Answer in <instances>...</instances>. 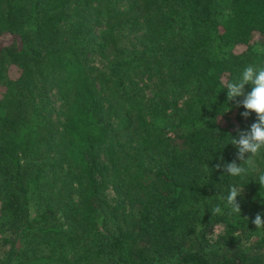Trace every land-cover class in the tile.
I'll return each mask as SVG.
<instances>
[{"label": "trees", "instance_id": "obj_1", "mask_svg": "<svg viewBox=\"0 0 264 264\" xmlns=\"http://www.w3.org/2000/svg\"><path fill=\"white\" fill-rule=\"evenodd\" d=\"M118 1L0 0V264H264V156L223 170L257 122L228 130L225 87L264 66V0Z\"/></svg>", "mask_w": 264, "mask_h": 264}, {"label": "clouds", "instance_id": "obj_2", "mask_svg": "<svg viewBox=\"0 0 264 264\" xmlns=\"http://www.w3.org/2000/svg\"><path fill=\"white\" fill-rule=\"evenodd\" d=\"M252 85V90L245 93V86ZM227 99L234 101L237 107L241 105L246 109L241 115L247 118L251 113H255L257 122L250 126V130L239 131L238 138H232L231 144L238 149L237 158L242 161L238 165L235 161L223 165L225 173L231 176H246L248 172L257 171L255 158L264 156V66H256L249 64L242 71L240 77L236 80L227 82ZM239 97H243L239 100ZM248 158L245 159V155ZM217 165V168H220ZM257 181L261 186H264V172H260L257 176ZM243 188H238L233 185L229 189V194L226 197V207L230 209L231 213L241 214V208L237 201V197L242 194ZM213 214H220L221 207L217 205L211 209ZM257 228H264V220L261 215L257 214L252 221Z\"/></svg>", "mask_w": 264, "mask_h": 264}, {"label": "rangeland", "instance_id": "obj_3", "mask_svg": "<svg viewBox=\"0 0 264 264\" xmlns=\"http://www.w3.org/2000/svg\"><path fill=\"white\" fill-rule=\"evenodd\" d=\"M117 6L119 8L124 9V0H119L117 3ZM117 36L119 39V45L127 50V51H132V50H140L141 46L139 43V36L140 34H128V32L124 29L122 30H117ZM4 40H7L8 37H3ZM257 50L264 51V47L261 46H256ZM241 50V48H238L237 51ZM87 61L90 65L96 66L101 70H106L108 67L107 61L101 59L96 53L90 52L87 55ZM10 74L12 77H16L18 72L16 71L15 68L10 69ZM140 85L145 86L148 85V88H144V92L148 98L151 96V82L146 81L145 78L142 79L140 82ZM51 98L53 100V107L57 111L59 109V103L55 100L56 96L54 92H51ZM236 114H237V107L234 103H232L229 107V110L224 116L225 123L228 127V130L230 132H234L238 128V122L236 121ZM109 198H113V194L111 191L108 192ZM224 231V227L222 225H217L213 228L212 234L216 236L217 234H220Z\"/></svg>", "mask_w": 264, "mask_h": 264}]
</instances>
